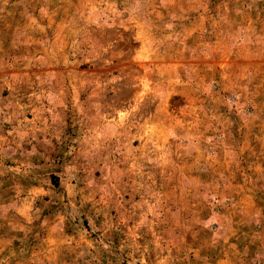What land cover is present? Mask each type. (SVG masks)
Masks as SVG:
<instances>
[{
	"label": "rangeland",
	"instance_id": "374dc122",
	"mask_svg": "<svg viewBox=\"0 0 264 264\" xmlns=\"http://www.w3.org/2000/svg\"><path fill=\"white\" fill-rule=\"evenodd\" d=\"M0 264H264V0H0Z\"/></svg>",
	"mask_w": 264,
	"mask_h": 264
}]
</instances>
